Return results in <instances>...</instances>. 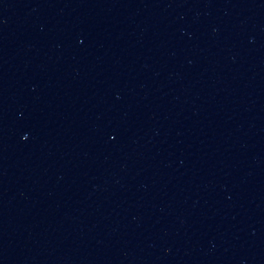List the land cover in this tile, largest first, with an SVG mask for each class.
Instances as JSON below:
<instances>
[{
    "label": "water",
    "instance_id": "obj_1",
    "mask_svg": "<svg viewBox=\"0 0 264 264\" xmlns=\"http://www.w3.org/2000/svg\"><path fill=\"white\" fill-rule=\"evenodd\" d=\"M0 264H264V0H0Z\"/></svg>",
    "mask_w": 264,
    "mask_h": 264
}]
</instances>
